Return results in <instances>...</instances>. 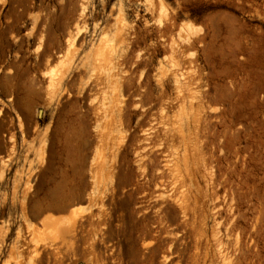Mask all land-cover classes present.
I'll return each mask as SVG.
<instances>
[{"label":"rangeland","instance_id":"1","mask_svg":"<svg viewBox=\"0 0 264 264\" xmlns=\"http://www.w3.org/2000/svg\"><path fill=\"white\" fill-rule=\"evenodd\" d=\"M11 4L9 13L24 17L17 26L25 38L19 47L0 44V138L6 143L2 155L13 145L10 136L15 147L12 159L0 160V264H32L35 247L30 239L46 216L56 214L55 208L70 202L79 211L90 208L91 159L84 155L91 150L93 126L84 114L90 100L108 102L116 94L131 98L129 133L137 145H148L151 159L180 154L184 146L189 159H198V187L205 194L202 233L210 242L211 264H223V259L264 264V0ZM32 17L46 20L40 47L30 34ZM7 38L14 41L11 35ZM69 41L76 49L73 69L81 57L93 58L100 47L110 52L109 74L119 76L109 75L100 91L86 93V70L74 77L70 97L53 92L48 72L67 63ZM44 49L47 54L41 60ZM129 65L135 70L126 81ZM177 116L191 127L182 140L170 131ZM125 159L123 175L132 178L139 172L130 150ZM128 216L127 249L141 234ZM14 246L24 253L12 254ZM48 256L44 264H51Z\"/></svg>","mask_w":264,"mask_h":264},{"label":"bare ground","instance_id":"2","mask_svg":"<svg viewBox=\"0 0 264 264\" xmlns=\"http://www.w3.org/2000/svg\"><path fill=\"white\" fill-rule=\"evenodd\" d=\"M11 2L12 0H0V44L6 42L19 47L25 36H21L17 25L24 17L21 14L13 16L9 13L6 8L11 7ZM30 20L32 40L40 47L44 42L42 38L45 30L41 26L46 20L41 21L37 17ZM8 35H11L14 41L8 40ZM74 42H68L70 47L67 63L60 65L55 72L47 74L53 92L60 94L64 91L67 98L71 96L74 77L86 70L89 76L82 86L86 93L100 91L104 80L109 83L110 76H119L117 72L109 74L112 66L110 52L99 49L100 47L93 54V58L90 59L89 55L81 57L79 65L73 69L71 65L76 54ZM46 54L44 49L39 53L40 59H44ZM101 68H104L102 73L99 71ZM134 70L135 68L130 66L125 71V74H128L126 81L131 79L130 75ZM175 81L179 82L176 77ZM104 99L95 104L90 100L84 114L85 119L89 117L90 127L93 126V139L88 144V149L91 150L89 154L84 155V159H91L89 171L92 189L87 194L91 206L88 210L79 211L75 202H70L55 208L56 214L53 217L46 216L39 222L38 230L36 229L38 235L30 239L35 247L32 249L35 254L30 258V262L44 264L48 254L47 258L51 264H76L79 260L84 264H211L208 247L210 242L203 238L202 233L206 214L203 202L205 194L198 187V159H189L191 155L186 149L187 146H184L180 154L171 152L172 157L169 154L165 155L164 159H151L148 145H137L134 133H129L131 98L123 100L116 94L111 101L103 102ZM176 118L170 131L175 132L177 138L182 140L183 133L191 130V127L187 125L185 117ZM3 120L1 117L0 122ZM193 128L197 129V125L193 124ZM146 135V139L151 140L150 134ZM1 138L0 153L5 152L6 146ZM12 139L13 136H10L8 140L13 144L8 149V154L2 155V152L0 160L12 159L15 153ZM40 143L39 153L42 154L44 141ZM156 143L157 141L152 142V146ZM127 150L132 152V162L139 172L132 178L128 174L124 176L122 172L128 162L125 159ZM144 157L148 159H143ZM200 161L203 162V159ZM127 213L130 214L128 218L135 230L141 233L131 241L128 249L125 248L124 228ZM1 234L0 231L2 243ZM151 238L153 242H150ZM38 245L41 248L37 249ZM11 253L21 256L24 250L14 246ZM126 256L132 258L130 263L127 262ZM229 262H224L223 259V264H230Z\"/></svg>","mask_w":264,"mask_h":264}]
</instances>
